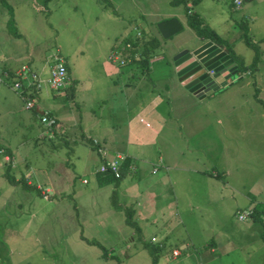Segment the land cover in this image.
<instances>
[{"label":"rangeland","instance_id":"374dc122","mask_svg":"<svg viewBox=\"0 0 264 264\" xmlns=\"http://www.w3.org/2000/svg\"><path fill=\"white\" fill-rule=\"evenodd\" d=\"M169 1L0 0V48L3 50L0 63L11 67L27 65L44 81L49 75L53 57L66 60L70 67L82 61L79 83L71 82V87L64 94L51 91L42 84L31 99L36 107L45 112L55 113L66 106L77 115L74 108L78 109L81 126L88 117L87 110L91 116L95 112L106 120L109 113L107 105L111 99L108 86L130 84L120 78L128 72L133 74L132 84L142 94L151 85L155 86V80H160L159 84L167 83L173 69L171 48L179 41L193 38L182 6H171ZM231 4L232 0H201L190 7L189 12L225 36L235 26L241 13V7L232 9ZM168 10H177L182 14L183 26L177 34L163 39L155 29V13ZM141 24L145 26L140 28ZM89 27L92 30L89 31ZM139 29L143 30L146 38L157 39L159 47L152 60L160 58L162 61L155 65L150 61L149 69L144 72L134 64L120 65L114 67V71H108L106 66H110V62L106 57L111 52L114 39L109 45L107 42L104 45V40L116 37L112 49L123 54L121 49L124 45L119 42L139 36ZM81 36L80 41L78 38ZM79 45L84 54L77 60L74 51ZM236 49L246 58L250 54L242 43H238ZM6 85L1 84L0 89L7 90ZM156 91L160 92V89L156 87ZM8 93L10 100L0 110V137L11 148L17 161L15 170H11L10 174L23 178L25 182L30 181L31 186L9 184L0 155V264H153L150 250L158 242L155 239L151 241L152 237L165 243L166 249L161 250L164 255L169 254L172 246L184 251L191 238L197 253L203 257L207 250L202 247L204 243L210 245L207 240L211 236L217 242L224 233L231 234V231L239 237L233 252L223 255L218 250V256L209 255L212 259H202L200 264H264L263 226L251 219L239 221L235 215L226 222L229 230H225L224 223L199 219L200 212L192 208L189 212L184 206L178 210V220L185 223L178 224L177 234L163 240L162 231L157 230L162 224L158 218L161 214L149 217L143 224H140L142 220L138 223L134 215L136 207L129 205L133 196L131 191L126 192L129 200L126 209L132 210V216L126 217V223L123 222L124 214L120 209L116 210L115 205L124 201L118 191L113 192L114 185L98 187L87 171V164L93 161L92 150L81 142L71 143L69 147L59 145V137H50L46 127L37 119L36 107L34 110L26 109L15 92L9 88ZM72 130L78 131L77 128ZM159 154L162 156L161 152ZM80 164L81 167L73 168ZM166 166L165 162L158 163L156 169L160 175L166 176ZM233 173L239 180L247 181L244 186L251 185L248 186L252 189L250 193H256L263 199L257 201L264 202V154L246 161L238 160ZM82 179H86L88 184H82ZM221 180L226 181L227 178ZM108 210L116 212L113 226L121 228L122 233H116L113 226L106 230L98 225L90 227V222L97 215ZM174 222L175 219L168 222L167 227L172 228ZM210 228H213V234ZM218 258L221 261L215 260ZM169 262L172 263L171 259Z\"/></svg>","mask_w":264,"mask_h":264},{"label":"crops","instance_id":"0c3cea01","mask_svg":"<svg viewBox=\"0 0 264 264\" xmlns=\"http://www.w3.org/2000/svg\"><path fill=\"white\" fill-rule=\"evenodd\" d=\"M231 5L232 9H236L233 3ZM240 7L241 13L234 23L235 26L229 29L225 36L213 30L230 44L235 56L240 58L244 65H249L253 52L246 48L250 52L246 58L236 49V45L242 43L240 38L242 31L238 24L245 21L249 35L258 44L260 59L253 71L242 74L239 72L240 79L233 77L231 85L221 87L211 96L196 98L177 83L172 72V77L168 76L167 83L159 84L160 80H155V86L151 85V88L142 94L139 93L140 89L132 84L133 74L128 72L125 76L120 75V78L130 84H120V86L111 84V88L108 86L107 90L111 99L107 105L109 113L106 120L95 112L91 116L87 110L88 117L85 124L81 126L79 124L81 115L76 108L74 109L77 115L71 113L70 108L66 106L57 109L55 113L45 112L36 107L37 111L49 113L56 118L55 132L61 138L68 140L67 143L65 142L68 147L71 143L83 141V138L96 140L110 156L119 154L127 158L129 162L127 171L125 170L124 176L117 186L114 185L113 190L115 193L118 191L119 197L124 202L116 203L115 209H120L124 214L129 204L126 192L132 191L133 196L129 205L136 207H134L136 221L139 223L142 220L140 224H143L149 217L161 214L158 218L162 224L157 230L162 231L163 240L177 234L178 224L180 226L185 223L178 220L180 216L178 210L181 207H188L189 212L191 208L193 211L197 210L200 212L199 219L210 220L211 223L216 220L220 221L225 224V230H229L226 222L231 221L236 212L246 210L254 204H264L260 202L263 199H260L256 193H250L252 189L248 186L251 185L244 186L247 181L242 178L239 180L233 173L238 160L246 161L264 154V0H242ZM170 18H176L183 26V16L177 10L157 11L155 26ZM95 25L99 27L98 24ZM144 26L141 24L140 28ZM88 30L92 29L89 27ZM229 34H231L230 37H228ZM78 39L81 41L82 36ZM197 39L198 37L193 34L190 41ZM107 40H104V45L106 42L109 45L113 40L110 47L112 51L117 39L108 37ZM219 47L225 51L221 46ZM2 52L0 48V55ZM174 53V47H172L170 56L172 57ZM74 54L77 60L81 59L84 54L81 45L74 51ZM108 57L106 58L109 62ZM232 59L237 64V61ZM160 61H162L160 58H156L151 60V63L155 65ZM64 63L68 84L63 90L57 92L61 94L71 87V82H80L78 77L82 61L76 64L77 70L74 63L72 67L66 60ZM109 65L111 67L106 66L108 71H114L113 68L118 67L111 62ZM21 67H11L3 62L0 63V72L15 73ZM115 73L117 75L116 71ZM244 77H248V80H244ZM156 87L160 89V92L156 91ZM8 91V86L7 90L0 89V110L5 102L10 100ZM15 95L20 99L18 94ZM1 127L0 122V135ZM75 128L78 131L72 130ZM46 131L44 133H47ZM48 135L52 137L49 132ZM2 147L9 151L12 157L11 172L15 170L17 161L15 162V155L11 148L0 137V148ZM92 153L93 161L90 160L87 164L88 173L92 174L98 187L112 185L109 178L102 179L100 181L102 185L98 183V176L95 172L102 163V159L93 150ZM165 153L166 157H164ZM94 159L96 165H94ZM163 162L167 164L166 176L160 175L159 170L156 169L158 163L163 164ZM3 165L6 168L7 163L3 162ZM77 167H81V164L73 166V168ZM225 177L227 180L222 181L221 179ZM27 184H30V181ZM82 184L87 185L88 181L82 179ZM115 214L108 210L102 215H97L95 220L90 222V227L98 225L103 230L111 229L115 222ZM101 217L104 218L98 219ZM105 218H107L106 221ZM173 219L176 220L175 225L172 228L167 227V223ZM123 222H125L124 219ZM113 228L116 233H122L121 228L115 225ZM164 230L165 233H163ZM210 231L213 234V228H210ZM238 238L232 231L231 234L224 233L217 242L211 236V239L207 240L210 245L204 243L202 247L207 250L203 257L197 253L191 238H189L191 243L185 244L184 251L172 246L167 255L161 252L166 249H164L165 243L162 240L158 241L156 237H152L151 241L155 239V242H158V245H155L159 249L157 264H170V259L171 264H200L202 259L209 260L212 259L211 255L218 256L219 251L223 255L233 252ZM215 260L221 261V258Z\"/></svg>","mask_w":264,"mask_h":264},{"label":"trees","instance_id":"16d2710c","mask_svg":"<svg viewBox=\"0 0 264 264\" xmlns=\"http://www.w3.org/2000/svg\"><path fill=\"white\" fill-rule=\"evenodd\" d=\"M45 1L48 2L50 0H45ZM200 1L201 0H170L169 4L171 6H174V7L182 6V8L184 10V14H185L184 19H185L186 25L189 29L192 30L193 34L200 39H204L205 41H211L214 44H216L217 46H221L225 50V52L229 54V56H231L232 58H234L237 61L238 71L241 74L244 72H247V71H253V69L256 68V66L259 62L260 52H259V47H258L257 42L254 41L248 33L246 22L245 21L240 22L238 24V27L242 31L240 38H241L243 45L253 52V58H252V61L249 65H244L243 61L240 58L235 56L230 44L228 42H226L225 40H223L212 28H210L202 18H199L196 14H191L189 12V8L194 6V5L199 4ZM9 12H11V11H9ZM11 20H12V17H11L10 21ZM155 29H156V26H155ZM138 31H139V36L136 35L132 38H130V37L124 38L119 43H121L124 46L129 45V48H127L126 50L123 51V56L130 59L129 62H127L125 64H134V65L138 66V68H140L144 72V71L149 69L148 68L149 62L153 59L154 56H156L155 53H156L157 48L159 47V44H158L157 39H155V38H152V37L146 38L143 34L142 29H139ZM156 31H157V29H156ZM65 67H66V65H65ZM3 72L7 73L8 77H3ZM3 72L2 71L0 72V77L3 78L4 82L11 83L13 81V79L15 78V73H11L8 71H3ZM35 93H37V91L32 92L30 94V97H33ZM34 109L35 108H32L31 110H34ZM47 114H48V116L53 117L49 113H47ZM35 115L38 116V119L40 121V115L38 114V111L36 109H35ZM53 118L55 119V124L50 126V127H46V129L48 130V132L50 133L52 138L59 137V141H60L59 145L67 146V144H65V142L67 143L68 140H65V138H61L60 135H58V133L55 132L54 128L57 125V121H56L55 117H53ZM83 139L84 140L83 141L81 140V143L86 145L88 148H90L91 150H93L97 154V152H96L97 148H98V146H101V145L98 143L96 146V144H94L95 140H89V139H85V138H83ZM0 155L2 156L3 162L7 163L6 168H5V173H4V176L7 180V182L11 185L20 184V185L25 186V187H30L31 185L27 184V182H25L26 180L24 181L23 178H19L18 180H15V177L10 174L11 173L10 169H11L12 157L10 156L9 151H7L5 148L2 147V148H0ZM97 155H99V154H97ZM6 157H8L7 161L5 160ZM128 165H129V162H128L127 158H123L122 162L119 165V169H118L119 176L117 178L109 172H99V168H100V166H99L95 172V174L98 176V183H100V185H102L103 183L100 181L102 179L109 178V182H112L113 185L117 186L118 182L124 176L125 170L127 171L126 168L128 167ZM246 210L251 211L250 219L252 221H257V222H260L262 224L263 232H264V222H263L264 221V205L254 204ZM131 211H129L127 209L124 210L125 223H126L128 218H131V216H132ZM238 212H242V211H238ZM238 212H236L235 215H237ZM126 217H127V219H126ZM262 240L264 242V234L262 236ZM100 248H102V250H104L102 246H100ZM157 252H159V249L156 246L151 248V250H150V254L152 256V263L153 264H157V259L159 256Z\"/></svg>","mask_w":264,"mask_h":264},{"label":"water","instance_id":"95a60500","mask_svg":"<svg viewBox=\"0 0 264 264\" xmlns=\"http://www.w3.org/2000/svg\"><path fill=\"white\" fill-rule=\"evenodd\" d=\"M156 29L163 39H168L180 32L182 26L176 18H170L157 23ZM174 51L173 75L181 87L198 99L231 85L233 77L240 79L235 61L211 41H179L174 44Z\"/></svg>","mask_w":264,"mask_h":264},{"label":"built area","instance_id":"2783aa9c","mask_svg":"<svg viewBox=\"0 0 264 264\" xmlns=\"http://www.w3.org/2000/svg\"><path fill=\"white\" fill-rule=\"evenodd\" d=\"M232 2L235 8H239L242 5V0H232ZM127 48H129V45H125L121 51H124ZM108 60L109 62L120 66L125 65V63H127L130 59L123 56L121 52L113 49L109 54ZM3 77H8V74L3 72ZM1 84L4 85L6 82H4L3 78L0 77V85ZM7 84L8 87L13 92L18 94L20 99L25 103V108L31 110L36 106L34 101L31 99L30 94L34 91H39L42 84L47 85L51 91L55 92H59L67 86L68 76L64 60L56 56L53 57V62L49 67V75L44 81H41L40 74L33 72L27 66H22L17 72H15V78L13 81ZM40 121L45 127H50L55 124V119L48 116L45 112L40 115ZM146 126H148V124H146ZM94 144L97 146L98 142L95 140ZM96 152L102 159L99 172H109L117 178L119 176V165L123 160V156L119 154L110 156L107 150L102 146H98ZM5 160L7 161L8 157H6ZM250 216L251 211L244 210L242 212H238L236 218L239 221H245L250 219Z\"/></svg>","mask_w":264,"mask_h":264}]
</instances>
